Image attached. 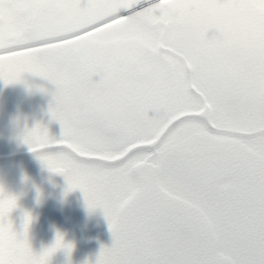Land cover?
<instances>
[{"label":"snow or ice","instance_id":"obj_1","mask_svg":"<svg viewBox=\"0 0 264 264\" xmlns=\"http://www.w3.org/2000/svg\"><path fill=\"white\" fill-rule=\"evenodd\" d=\"M25 73L60 135L21 141L107 220L94 264H264V0H0V81ZM17 199L0 264L70 255L33 250Z\"/></svg>","mask_w":264,"mask_h":264},{"label":"flooded vegetation","instance_id":"obj_2","mask_svg":"<svg viewBox=\"0 0 264 264\" xmlns=\"http://www.w3.org/2000/svg\"><path fill=\"white\" fill-rule=\"evenodd\" d=\"M23 79L31 89L22 82L5 85L0 81V156L29 150L20 133L37 122L47 125L51 136L60 135L59 123L50 120L48 113L55 86L30 73H25ZM41 87L47 91H40ZM65 184L63 175L50 172L33 152L0 159V186L6 194L18 197V206L10 218L18 229L23 213L31 214L29 241L33 250L39 252L49 246L59 232L73 248L70 255L63 249L57 250L50 258L51 264H85L86 261L94 264L101 245L111 237L107 220L101 209L86 207L79 189L65 193ZM51 203L55 205L53 209ZM80 220H89V227L79 233L64 228L67 224L77 225Z\"/></svg>","mask_w":264,"mask_h":264},{"label":"rangeland","instance_id":"obj_3","mask_svg":"<svg viewBox=\"0 0 264 264\" xmlns=\"http://www.w3.org/2000/svg\"><path fill=\"white\" fill-rule=\"evenodd\" d=\"M54 207H55V205L53 203H51V209H53ZM80 221L81 222H79V224H77V225L67 224V225L64 226V228H66L67 230L71 229V231H77L79 233L85 227H87V226L89 227V224H90V221L89 220H80ZM75 226H76V230H72Z\"/></svg>","mask_w":264,"mask_h":264},{"label":"water","instance_id":"obj_4","mask_svg":"<svg viewBox=\"0 0 264 264\" xmlns=\"http://www.w3.org/2000/svg\"><path fill=\"white\" fill-rule=\"evenodd\" d=\"M95 78H97V77H94V79ZM27 153H31V151L29 150V151L18 152V153H15L13 155H3V156H0V159L10 158V157H20V156L25 155ZM111 243H112V236L107 238V240L104 242V245L110 246Z\"/></svg>","mask_w":264,"mask_h":264}]
</instances>
